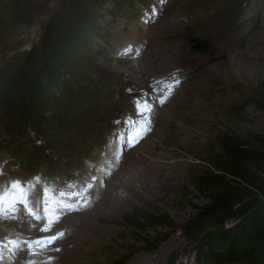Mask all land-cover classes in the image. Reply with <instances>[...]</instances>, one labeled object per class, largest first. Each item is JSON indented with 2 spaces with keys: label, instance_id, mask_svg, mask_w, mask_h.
Here are the masks:
<instances>
[{
  "label": "rangeland",
  "instance_id": "1",
  "mask_svg": "<svg viewBox=\"0 0 264 264\" xmlns=\"http://www.w3.org/2000/svg\"><path fill=\"white\" fill-rule=\"evenodd\" d=\"M61 1L0 0V61L29 50ZM97 14V33L88 35L93 64L77 80L67 78L84 93L77 97L60 85L40 112L28 102L24 133L0 104V162L8 160V175L28 176L39 165L53 162L62 169L68 161L95 160L94 171L82 170L86 181L97 174L92 191L102 188L105 196L64 215L48 233L14 223L43 227L40 221L0 220V239L65 233L35 256L26 245L15 255L6 251L3 264H49V257L50 264H219L182 230L205 202L191 174L204 166L219 134L264 132V0H109ZM188 34L209 39L213 53L193 51ZM182 70L187 72L170 98L156 104L171 74ZM140 96L154 105L151 131L108 169L105 163H116L117 134L137 118L133 101ZM116 184L123 193L132 190L128 185L139 188L142 200L111 213Z\"/></svg>",
  "mask_w": 264,
  "mask_h": 264
},
{
  "label": "trees",
  "instance_id": "2",
  "mask_svg": "<svg viewBox=\"0 0 264 264\" xmlns=\"http://www.w3.org/2000/svg\"><path fill=\"white\" fill-rule=\"evenodd\" d=\"M108 1L62 0L29 50L0 61L2 112L20 120L22 133L28 102L40 112L60 85L77 97L84 93L67 78L77 80L93 64L88 35L97 33L98 8ZM203 161L191 182L205 202L184 223V235L203 243L216 263L264 264V132L221 133Z\"/></svg>",
  "mask_w": 264,
  "mask_h": 264
},
{
  "label": "snow or ice",
  "instance_id": "3",
  "mask_svg": "<svg viewBox=\"0 0 264 264\" xmlns=\"http://www.w3.org/2000/svg\"><path fill=\"white\" fill-rule=\"evenodd\" d=\"M131 51L132 49L129 47L125 50V54ZM179 83L177 78L166 83V90L157 95L156 104L163 105L166 103ZM129 91L132 90L129 89ZM154 91L156 90L154 89ZM133 104L137 119L129 118L126 121L128 131L118 133L116 136V143L119 145V151L115 158L117 166L122 159L123 152L135 147L151 131L154 105L144 96L135 98ZM96 180L97 178L92 176L91 181H86L82 185L77 182H68L66 188H61L58 191L54 183L42 182L40 177H35L34 182L28 181L26 183L18 179L12 180L7 186H0V219L17 220V213L21 211L22 207L26 215L35 221H45L43 227L40 228L41 232H51L53 226L59 223L64 215L79 212L91 206L92 197L89 192L94 188ZM100 183L103 185L102 180ZM40 184H43L42 195H35L37 185ZM64 235L65 233L60 231L54 235L40 236L34 240L0 239V264H3L5 260L6 251L15 255L18 251L23 250V246L26 245L28 254L35 256L39 254L37 249L40 251L49 249ZM54 250L59 251L60 249L55 248ZM51 260L52 257H49V264ZM27 264H36V262L29 260Z\"/></svg>",
  "mask_w": 264,
  "mask_h": 264
},
{
  "label": "bare ground",
  "instance_id": "4",
  "mask_svg": "<svg viewBox=\"0 0 264 264\" xmlns=\"http://www.w3.org/2000/svg\"><path fill=\"white\" fill-rule=\"evenodd\" d=\"M117 48V47H116ZM115 48V49H116ZM115 149L114 150H117V147H114ZM114 150H112V152L114 151ZM133 150H135V149H133ZM132 151V150H131ZM132 153V152H131ZM114 164H116V163H113V162H109V163H105V165H107V168L108 169H110ZM105 169V168H104ZM124 181V180H123ZM97 182V181H96ZM99 182H97V184H98ZM96 184V185H97ZM99 185V184H98ZM114 185V184H113ZM117 185V184H116ZM128 186H130L131 187V189L132 190H126V192L125 193H123V191L121 190V189H119V187H118V185H117V191H119L118 193H114V194H112V196H115L116 197V199L115 200H112V202H110V206H109V208H110V212L111 213H123L124 211H127V210H129L130 208H132V207H134V202L135 201H141L142 200V197H143V195L141 194V192H142V190H140L139 188H137V187H134V186H132V185H128ZM130 189V188H129ZM97 190H99V189H94L93 191H92V200H95V198L96 197H98L99 195L102 197V199L104 198V196H105V191L104 190H102V188H101V190L99 191V193H98V191ZM107 193V192H106ZM90 194V193H89ZM100 198V197H99ZM108 198V197H107ZM102 199H100L101 201L100 202H102ZM100 204V203H99ZM103 204V203H102ZM96 205V204H95ZM104 206V205H103ZM81 213V212H80ZM27 215H25V217H26ZM28 218H27V220L28 221H32V220H34V219H32L31 217H29V216H27ZM64 217V216H63ZM23 219H26V218H23ZM0 220H2V219H0ZM22 220V219H21ZM2 221H8V222H12V221H10V220H2ZM14 223H18V224H20V223H24L25 224V226H26V228L28 229V232H30L31 230H37V229H39V228H41L42 226H36V227H34L33 225H31L30 223H27V222H14ZM55 226V225H54ZM140 259V258H139ZM139 259L138 260H136V258L133 260V261H139ZM144 260V259H143ZM132 261V262H133ZM142 261V260H141ZM146 261V260H145ZM148 261V260H147ZM145 264V263H144ZM146 264H151V261L149 260V262L148 263H146Z\"/></svg>",
  "mask_w": 264,
  "mask_h": 264
},
{
  "label": "water",
  "instance_id": "5",
  "mask_svg": "<svg viewBox=\"0 0 264 264\" xmlns=\"http://www.w3.org/2000/svg\"><path fill=\"white\" fill-rule=\"evenodd\" d=\"M186 41L192 43V50L200 53H209L212 54L213 50L211 47V41L209 39L195 38L192 35L188 34Z\"/></svg>",
  "mask_w": 264,
  "mask_h": 264
}]
</instances>
